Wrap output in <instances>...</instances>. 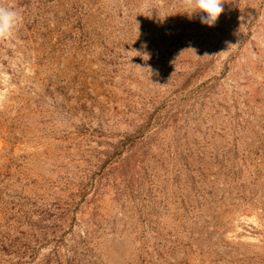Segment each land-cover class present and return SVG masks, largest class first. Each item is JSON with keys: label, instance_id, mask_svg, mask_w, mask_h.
Instances as JSON below:
<instances>
[{"label": "rangeland", "instance_id": "1", "mask_svg": "<svg viewBox=\"0 0 264 264\" xmlns=\"http://www.w3.org/2000/svg\"><path fill=\"white\" fill-rule=\"evenodd\" d=\"M222 3L0 0V264H264V0Z\"/></svg>", "mask_w": 264, "mask_h": 264}, {"label": "clouds", "instance_id": "2", "mask_svg": "<svg viewBox=\"0 0 264 264\" xmlns=\"http://www.w3.org/2000/svg\"><path fill=\"white\" fill-rule=\"evenodd\" d=\"M185 12L189 18L203 14L200 15V22L208 27H213L224 12V8L222 0H185ZM19 22L20 17L15 11L0 8V38H12ZM165 86L167 85L161 87Z\"/></svg>", "mask_w": 264, "mask_h": 264}]
</instances>
